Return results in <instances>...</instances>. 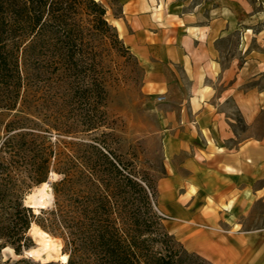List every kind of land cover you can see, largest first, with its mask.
<instances>
[{"label":"trees","instance_id":"trees-1","mask_svg":"<svg viewBox=\"0 0 264 264\" xmlns=\"http://www.w3.org/2000/svg\"><path fill=\"white\" fill-rule=\"evenodd\" d=\"M108 42L125 47L106 7L96 0H0V110L23 108L7 123L0 143V251L10 247L20 256L32 249L29 232L36 224L64 241L66 264H177L176 240L155 211L158 191L134 179L99 144L84 152L57 151L50 143L51 129L25 113V105L39 93L29 100L25 67L61 73L50 79L51 91L54 84L79 77L82 69L84 74L95 71L96 49ZM52 172L63 179L52 185V206L36 213L26 197ZM128 187L139 193H121ZM131 194L136 196L130 199ZM124 200L137 203V209L123 208ZM17 264L34 263L23 259Z\"/></svg>","mask_w":264,"mask_h":264},{"label":"rangeland","instance_id":"rangeland-1","mask_svg":"<svg viewBox=\"0 0 264 264\" xmlns=\"http://www.w3.org/2000/svg\"><path fill=\"white\" fill-rule=\"evenodd\" d=\"M96 1L102 2L107 7V18L111 24H115L121 11L117 1ZM250 1L256 3L254 12L263 9V0ZM254 21L251 27L252 34L257 35L256 33L264 25V20L256 22L257 19H255ZM240 29L243 27L232 31L217 44L223 67L232 64L241 67L245 58L249 56H252L253 61L252 69L248 70L246 80L236 87L241 94L246 95L244 99L246 107L242 111L235 100L223 96L224 90L227 89V80L223 83L218 80L215 84L216 94L222 98L218 110L234 134L232 142L228 143L229 147L245 140L258 142L264 134V72L256 69L257 62L264 58V46L262 47L263 42L260 37L256 38L251 33L247 34L249 35L247 39L242 38ZM250 35L253 37L250 38ZM245 46L248 48L247 52H244ZM125 47L121 43L110 46L109 42L107 45L105 43L98 45L95 71H88L84 74L85 70L82 69L79 77L77 75L76 79H70L66 84L58 82L54 84V90L51 91L47 90L49 88L47 85L51 83L50 79L54 76L57 79L61 73L52 75L46 70L39 72L25 67V72L29 74V76L25 74L29 78L27 81L29 100L36 93L34 91H39L32 102L25 105L27 106L25 113L39 118L44 128L51 129L50 143L57 151L68 152L69 149H80V152H84L89 150L86 146L99 144L111 152L125 166L127 172L133 175L134 179L146 181L154 191L153 193L160 191L158 194L163 196L157 199L155 211L164 219L165 230L176 240L172 248L179 251V256L175 259L176 263L212 264L195 254L196 252L186 245L188 238L194 237L197 233L192 229L205 228L212 232L213 228H216L222 233H227L230 230L246 232L264 228V193H255L257 190L264 189V182H253L252 203L247 204V207L244 193H237L231 198L225 196L228 193H218L208 202V199H202L203 202L208 203L203 212L209 215L210 221L200 217V220H191L187 224L186 221L176 219L173 213L168 212L164 202L163 188L166 161L163 152L162 124L165 112L178 108L181 103L180 99L188 96L189 82L183 77L180 67H176V70L179 72L181 81L179 76H174V71L166 67L164 70L171 79L169 91L166 93L154 91L145 83L144 63ZM250 51H253L252 55L248 53ZM38 85L41 90L36 88ZM166 95L169 99H166ZM22 109L19 106L15 111L0 110V143L6 135L7 123L19 116ZM185 156H188V152L178 160H183ZM62 179L63 175L52 172L47 181L51 183L50 197L37 191L40 188L37 186L32 188L30 194L27 195L25 204L34 208L36 213L42 208L51 207L54 202L52 185ZM79 185L77 186L78 192ZM89 186L90 183H87V188ZM241 186L243 188L244 183ZM89 190L92 193L93 190L90 188ZM121 193L139 192L133 187H128ZM132 196L136 195L131 194L130 199L133 198ZM122 199L123 197L119 200ZM42 205L44 207H41ZM122 207L131 211L137 209V203L133 205L124 200ZM48 234L56 251H54L55 258L47 263L65 264L61 260L62 255H67L64 254V241ZM30 236L34 243L32 250L40 251L43 246L42 238L33 233ZM156 247L164 254L166 253V249L161 245ZM28 251L18 256L10 247L3 249L0 251V264H17L23 259L34 264H47L35 255H29ZM180 260L182 263H179Z\"/></svg>","mask_w":264,"mask_h":264},{"label":"crops","instance_id":"crops-1","mask_svg":"<svg viewBox=\"0 0 264 264\" xmlns=\"http://www.w3.org/2000/svg\"><path fill=\"white\" fill-rule=\"evenodd\" d=\"M116 1L121 11L112 25L129 51L144 63L146 85L159 93L168 92L171 79L166 67L181 81L176 70L180 67L189 82L188 96L180 99L178 108L165 112L162 124L167 211L187 224L200 217L210 221L203 212L208 203L202 199L208 202L218 193H228L227 198L244 193L247 207L252 203L253 182H264V134L258 142L245 140L228 146L234 134L218 110L222 98L215 84L227 80L223 96L235 100L242 111L246 95L236 87L246 80L253 61L249 56L241 67H223L217 44L241 27V36L247 39L254 20H264V7L254 12L256 3L250 0ZM256 34L252 35L260 37L263 47L264 25ZM257 63L256 69L264 72V58ZM186 152L188 156L178 160ZM255 193H264V189ZM192 231L197 233L186 245L212 264H264V228Z\"/></svg>","mask_w":264,"mask_h":264},{"label":"bare ground","instance_id":"bare-ground-1","mask_svg":"<svg viewBox=\"0 0 264 264\" xmlns=\"http://www.w3.org/2000/svg\"><path fill=\"white\" fill-rule=\"evenodd\" d=\"M37 191H39L41 193H45L44 195H47L49 197L51 195V187L47 184V182L40 185V188ZM41 201L43 202V200H41ZM41 207H44V205H42ZM31 233H33L34 235H39L42 238V241H43L42 245L43 246H42L41 250L38 252L35 250H32V249L29 250L28 254L31 256L35 255L38 259L40 258L43 261H45L46 263L49 261H52L55 258L54 257V251H56V247L54 244H52V239L49 236V234L46 231L42 230L36 224L32 225V227L30 229V234ZM36 250H37V248H36ZM68 259H69L68 255H62L61 256V260L65 264L68 262Z\"/></svg>","mask_w":264,"mask_h":264},{"label":"water","instance_id":"water-1","mask_svg":"<svg viewBox=\"0 0 264 264\" xmlns=\"http://www.w3.org/2000/svg\"><path fill=\"white\" fill-rule=\"evenodd\" d=\"M47 184L50 186L51 183L50 182H47Z\"/></svg>","mask_w":264,"mask_h":264}]
</instances>
